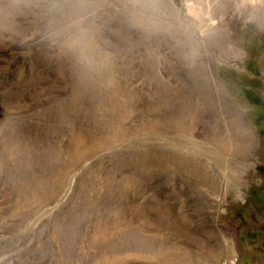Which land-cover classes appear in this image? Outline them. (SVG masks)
<instances>
[{"label":"rangeland","instance_id":"1","mask_svg":"<svg viewBox=\"0 0 264 264\" xmlns=\"http://www.w3.org/2000/svg\"><path fill=\"white\" fill-rule=\"evenodd\" d=\"M262 9L0 0V264H264Z\"/></svg>","mask_w":264,"mask_h":264},{"label":"bare ground","instance_id":"2","mask_svg":"<svg viewBox=\"0 0 264 264\" xmlns=\"http://www.w3.org/2000/svg\"><path fill=\"white\" fill-rule=\"evenodd\" d=\"M251 3L256 2V0H250ZM258 2V1H257ZM174 6V5H173ZM175 7V6H174ZM257 11V10H256ZM251 20L253 24H255L260 30L264 28V12L263 9L260 11L259 15L257 12H253V10L250 13ZM220 35H218V42L220 40L219 45L223 47V51L226 53L227 56L231 58H242V52L240 49L237 48V46L232 41V35L231 30L228 27H225L224 29L220 30ZM216 40L215 44L218 43ZM219 85V84H218ZM221 91V88H220ZM228 110L231 112V114L235 117V119L238 122L239 131L241 133V154L243 158V169L242 173H247L249 168H254V162L251 161L253 156V145L256 141V133L251 124L244 118L243 112L241 107L237 106L234 102H226ZM237 196L241 198L243 196V192L240 190L237 192ZM224 196L218 198V200L215 202L214 205V212H213V220H206V223H208V226L210 227H216L218 224V214L221 212V202L223 201ZM225 202V201H224ZM235 263V255L232 252V256H230L225 264H234Z\"/></svg>","mask_w":264,"mask_h":264}]
</instances>
